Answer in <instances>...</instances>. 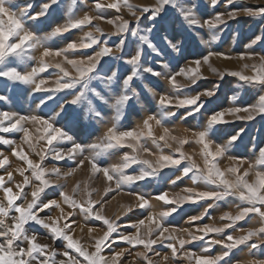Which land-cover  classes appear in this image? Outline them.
<instances>
[{
  "label": "snow or ice",
  "instance_id": "snow-or-ice-1",
  "mask_svg": "<svg viewBox=\"0 0 264 264\" xmlns=\"http://www.w3.org/2000/svg\"><path fill=\"white\" fill-rule=\"evenodd\" d=\"M0 145V264H264V0H0Z\"/></svg>",
  "mask_w": 264,
  "mask_h": 264
},
{
  "label": "rangeland",
  "instance_id": "rangeland-1",
  "mask_svg": "<svg viewBox=\"0 0 264 264\" xmlns=\"http://www.w3.org/2000/svg\"><path fill=\"white\" fill-rule=\"evenodd\" d=\"M135 2H141V0H135ZM247 2L249 4H251V3H254L255 0H247ZM101 27H103L105 29V31H108V30L111 29V26L107 25L105 23H101ZM232 27H233V29L239 28V30L241 32H243L245 35H247V34H250V31L252 29H255L256 26H255V24L252 23V21L249 18H244L240 25H235L234 24ZM74 35H82V33H75ZM205 38L207 39L208 37H205ZM222 39H223L224 42L220 45L221 50H225V49H228L229 47H236L237 46V45L232 43L231 35L229 33L224 34ZM213 64L215 66H217V67H221L222 64H228V66H230V67H237V62L236 61L221 62V61L213 60ZM204 71L207 73V67L206 66L204 68ZM136 120H139V117H136ZM178 127H180L182 129L183 127H186V125H178ZM157 131H159V130H157ZM13 138L18 139V137H13ZM188 150L191 151V149H188ZM0 151H3V152H5V154H7V152H8L7 146L0 145ZM225 163H226V161H225ZM12 166H13V168L17 167V161L16 160L12 161ZM61 166L65 167L64 165H61ZM20 179L21 178L17 174L16 175V180L19 181ZM87 179H88L87 172L78 171L74 175V177L69 180L68 187L71 188L72 184L76 180L84 181V180H87ZM188 183H190V182L185 181V184H188ZM183 186L184 185H181V187H183ZM81 187H82V193L81 194H83V185H81ZM90 187H100V184H99V182H92L90 184ZM175 190L178 191V189H175ZM131 202H133V198H131L129 196H126V195L119 196V197H117L116 200H112L111 201V203L107 207V212H108L109 215H112L113 213H117L118 214V212L122 210L120 208V205H127V204H129ZM200 210L201 209L197 208V209H195L194 212H191L190 214H196ZM226 210H234V206H232L231 208L223 207V208H221L220 211L222 212V211H226ZM55 214L56 213L54 212L53 215H55ZM211 215L214 216V217H218L220 215V212H212ZM77 219H79V217ZM205 222H210V221H208L206 219ZM179 224H183V220H179ZM130 231H132V230L130 229ZM76 234L80 235L79 230H77ZM137 264H139V261L137 262Z\"/></svg>",
  "mask_w": 264,
  "mask_h": 264
}]
</instances>
